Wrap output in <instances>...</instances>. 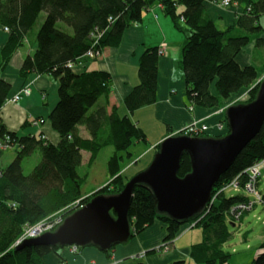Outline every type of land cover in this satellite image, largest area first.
<instances>
[{"label":"trees","instance_id":"16d2710c","mask_svg":"<svg viewBox=\"0 0 264 264\" xmlns=\"http://www.w3.org/2000/svg\"><path fill=\"white\" fill-rule=\"evenodd\" d=\"M156 1L0 0V25L9 27V31L6 30L8 39L0 51V110L11 95L12 88L11 82L1 77V72L24 44L41 13L45 12L37 33L38 47L24 59L20 75L51 74L58 79L59 100L49 119L60 135L59 142L53 143L42 138V135L20 136L10 131L17 138L20 148L16 158L0 175V264H46L45 258L50 253L61 257L60 250L68 245H26L20 249L12 245L22 235L27 223L36 224L59 211H64L66 218L76 210L72 203L83 197V202L87 203L99 194H117L131 177L150 164L133 175L127 174L123 164L125 154L127 160L131 159V146L137 142L147 143V133L129 115H122L117 106L108 110L113 76L106 70L89 69L85 64L99 59L105 48L118 45L125 29L140 22L143 11ZM160 1L175 28L186 37L179 64L193 105L208 109L223 108L246 90V98L236 104L253 101L260 85L252 86L259 78L258 69L252 63L242 65L237 60L238 54L252 42V38L250 35L228 36V33L236 29L246 30L259 35L255 45L264 44V36H260L264 33L260 20L264 14V0H233L237 2L234 6L239 7L241 12L225 30L220 29L211 17L207 0ZM59 21L70 26L73 32L57 26ZM90 49L100 50V55H86ZM158 49L157 46L148 47L140 56L139 83L124 99L125 106L131 112L157 100ZM70 62H83L85 67L78 69L80 65H77L72 68ZM27 124L25 122L24 125ZM81 125L87 128L90 137L85 138L80 134ZM223 131L215 136L222 137L229 132L227 120ZM5 132L8 130L0 124V135ZM178 134L186 132L182 130ZM201 136L210 135L206 132ZM107 146L115 149L107 162L111 180L94 192L85 194L82 185L87 177L79 171L82 150L89 151L90 162H94L99 152ZM159 147L160 144L156 146L157 150ZM36 150L41 151L42 160L26 175L22 162ZM2 155L0 153V159ZM263 157L264 124L219 178L212 191L214 200L211 199L198 214L186 220L160 212L152 189L146 184H137L129 211L131 238L156 220L167 226L164 241H173L187 225L194 224L201 227L203 238L192 244V260L197 264H231V254L224 249V244L231 237L228 222L234 224L242 220L248 211L240 220H235L230 217V210L250 197L243 191L228 195L227 191L221 189L238 175H242L241 180H246V169ZM191 170V157L185 152L178 175L184 177ZM260 248L262 251L252 264H264V241ZM171 264H187V261L181 259Z\"/></svg>","mask_w":264,"mask_h":264},{"label":"crops","instance_id":"0c3cea01","mask_svg":"<svg viewBox=\"0 0 264 264\" xmlns=\"http://www.w3.org/2000/svg\"><path fill=\"white\" fill-rule=\"evenodd\" d=\"M209 3V2H208ZM211 17L220 22L224 28L232 25L240 12L239 7L223 9L209 3L208 9ZM41 24L38 26V30ZM30 31L24 44L16 50L10 62L4 66L1 77L11 82V95L18 93L23 87L29 85L31 92L23 95L17 102L6 101L0 110V124L7 130L17 132L18 135H42V138L58 143L60 135L54 130L49 119L50 112L59 100V81L51 74L31 73L28 77L20 75L21 65L24 59L33 54L37 47V33ZM9 34L0 25V51L6 43ZM186 37L179 34L171 18L165 13L163 4L160 0L153 3L143 11L142 20L127 27L123 33L121 42L116 46L104 49L101 57L95 61L86 63L89 69H102L110 72L113 76V90L110 96L111 111L113 106L119 108L122 115H129L133 121L141 126L147 133V148L140 150L139 156L131 151L132 157L127 160L125 154L126 171L134 164L139 163V157H147L144 167L154 158L158 151L156 146L170 135H177L193 119L202 120L211 126L225 122L226 115L223 108H202L194 105L191 109V102L188 96V86L185 81L183 69L180 66L183 46ZM166 43V52L160 55L157 100L156 102L143 106L131 112L124 104L126 95L139 83V59L145 49L151 46H161ZM255 44H253L254 46ZM251 54L245 49L238 54L237 60L240 64H251ZM77 66L78 69L85 67ZM259 74L261 73L258 70ZM34 121H38L35 124ZM25 122L28 124L25 126ZM80 134L88 138L90 133L85 126H79ZM214 127L209 130L210 136H215ZM111 153L115 152L113 146ZM88 153L87 164L94 165L98 160L99 154L94 162H90L91 153L82 150V165H84L85 154ZM111 154V155H112ZM136 159V160H135ZM130 160V161H129ZM135 160V161H134ZM107 169V164H106ZM141 169V168H140ZM138 169V170H140ZM136 170V171H138ZM135 171V172H136ZM134 172V173H135ZM88 173L85 174L86 177ZM87 179V178H86ZM111 176L107 170L99 183H108ZM94 189L88 193L94 192ZM193 226L187 225L185 229L177 235L174 247L169 252H159L155 247L164 242L167 234V226L162 221L156 220L143 231L130 238L129 241L118 244L107 251H102L94 245L80 247L77 253H73L69 246L60 250L61 257L55 253H50L46 258V264H171L173 261L185 259L187 264L195 263L191 256V246L196 243L191 231ZM202 236L197 235V239ZM202 240V239H201ZM199 240V241H201ZM198 241V242H199ZM190 261V262H188Z\"/></svg>","mask_w":264,"mask_h":264},{"label":"water","instance_id":"95a60500","mask_svg":"<svg viewBox=\"0 0 264 264\" xmlns=\"http://www.w3.org/2000/svg\"><path fill=\"white\" fill-rule=\"evenodd\" d=\"M226 120L229 132L222 137L167 136L150 164L131 177L121 192L94 196L67 216L55 230L28 238L15 248L93 244L105 251L129 241L132 233L129 211L134 189L139 183L152 189L160 212L178 220L195 216L211 201L213 188L221 175L261 130L264 124V78L253 101L227 107ZM185 152L191 157L192 170L180 177L178 170Z\"/></svg>","mask_w":264,"mask_h":264},{"label":"rangeland","instance_id":"374dc122","mask_svg":"<svg viewBox=\"0 0 264 264\" xmlns=\"http://www.w3.org/2000/svg\"><path fill=\"white\" fill-rule=\"evenodd\" d=\"M45 15H46L45 12L41 13L36 26L31 30L32 33H35L38 30V26L39 24L43 23ZM260 20H261V23L264 25V14L261 16ZM216 24L220 29L225 30V28L222 26V24H220V22L217 21ZM57 26L62 27L63 29L67 30L70 33L73 32L72 28L68 26L67 24H65L63 21H59ZM179 34L184 37L183 33L179 32ZM239 35H250L252 38V42L245 48V51L251 54L252 64H254L257 67V69L261 71V73L259 74V78L252 85V86H256L260 84L258 83V80L264 77V44L253 46V44L255 43L256 37H259V35L250 33L246 30L236 29L228 33V36H239ZM260 36H264V33L261 34ZM247 93H248V90L244 91L238 97L233 98L230 102H227L226 105L223 107V110H225V108L228 105H233L237 103L240 99L246 98ZM193 120L202 121L199 119H193ZM190 124L191 123H189L182 130L184 132H187L186 128ZM212 127H214L217 130L215 135L221 132H224V131H219V129L217 128V124L215 126L210 125L209 129L211 130ZM19 148L20 146H16L15 148L10 149L3 153V156L1 159V165L4 168L7 167L16 158L17 151L19 150ZM143 148L146 149L147 144L145 142H137L136 144L131 146L130 151L136 152L135 154L137 157L140 154V150ZM111 149L113 148L111 147L103 148L100 151L98 160L95 162L94 165H90V166L87 164L88 153L86 152L84 165H82L79 168V171L82 175H85L86 173H88L87 175H89L87 179L85 180V183L82 185L83 193H88L94 189H98L107 184V183L104 184L106 181L104 183H99V182L102 180L104 173H107L106 164L112 154ZM153 152L148 154L147 157H144V158L142 156L139 157L137 160H140V159L142 160L138 161L139 163L137 164H134V162H132L133 166L130 170L127 171V174L133 175L135 174L134 172L136 170L140 168L141 169L144 168L146 159L151 157ZM41 160H42V153L40 150H36L31 155L25 157L22 162L23 172L26 175L30 174L34 170V168L41 162ZM259 188L264 193V174L260 180ZM235 193L236 192L233 190L227 191L228 195H233ZM75 202H73L72 205H74ZM62 214H64V211L63 212L59 211L55 214L50 215L48 218L58 217L59 215H62ZM228 223H229V228L231 231V237L224 244V249L230 252L231 254L229 258L230 263L231 264H252L254 258L262 251L260 246L262 242L264 241V204L256 205L254 209H252L251 211L245 214L242 220L235 222V225L230 222ZM190 229L191 231H195V233L192 235L193 238H196L194 239L195 241L198 242L199 240L202 239V237H200V239H197V235L202 236L203 234L201 227H193ZM17 241L13 243L12 247L16 246ZM171 242H172L171 245L174 247V241H171ZM164 253H167V252H164Z\"/></svg>","mask_w":264,"mask_h":264},{"label":"built area","instance_id":"2783aa9c","mask_svg":"<svg viewBox=\"0 0 264 264\" xmlns=\"http://www.w3.org/2000/svg\"><path fill=\"white\" fill-rule=\"evenodd\" d=\"M207 1L223 9H230L233 7H237L234 6L237 5V2H233V0H207ZM240 12H238V14H240ZM4 29L9 31V27L7 26H4ZM100 52H101L100 50L95 51L90 49L86 53V55L90 57H96L100 55ZM158 52L159 55H162L166 52L165 42L162 43L161 46H159ZM83 64H84L83 62H79L78 64L74 62H70L69 66L75 68L77 65L81 66ZM263 78H260L258 80V83H261ZM30 92H31V88L29 85H27L23 87L18 93L14 94L12 97H9L7 100L11 102H17L23 95H29ZM190 108L193 109L194 105H191ZM34 123L38 124V121H34ZM225 127L226 125L224 122L217 123V128L219 129V131H223ZM209 128H210L209 124L204 123L202 121L193 120L191 124L186 128L187 131L186 133L191 134L193 136H199L202 135L203 133L208 132L210 130ZM16 146H19L18 140L10 133V131L5 132L3 135H0V153H4L10 149L15 148ZM3 172H4V167L1 165V159H0V175H2ZM244 173L247 176L246 180L244 181L241 180L242 175H238L235 179H233L228 184L224 185L221 189V191L224 190L225 191L233 190L235 192L243 191L250 197L248 201L240 202L231 208L230 217H233L235 220H240L245 212L251 211L256 207V205L264 204L263 194L259 189L260 180L264 174V157L261 160L255 162L253 165L249 166ZM214 198L215 197L212 198V201L214 200ZM83 199L84 197L76 200V202L72 206L76 207V209L83 207L86 204L83 202ZM64 219L65 217L62 214L59 215L58 217H52V218L47 217L46 219L36 224L27 223L24 227V231L22 235L17 239L18 241L16 240L17 241L16 246L28 238L37 237L45 232L56 229L59 225H61L64 222ZM171 243H172L171 241H164L157 247V250L160 252H168L173 247ZM70 248L73 253H77L79 250V246L76 244L71 245Z\"/></svg>","mask_w":264,"mask_h":264},{"label":"bare ground","instance_id":"6f19581e","mask_svg":"<svg viewBox=\"0 0 264 264\" xmlns=\"http://www.w3.org/2000/svg\"><path fill=\"white\" fill-rule=\"evenodd\" d=\"M16 247V246H15Z\"/></svg>","mask_w":264,"mask_h":264}]
</instances>
